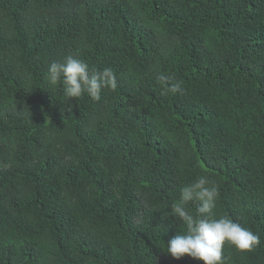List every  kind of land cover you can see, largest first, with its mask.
<instances>
[{
  "label": "trees",
  "instance_id": "trees-1",
  "mask_svg": "<svg viewBox=\"0 0 264 264\" xmlns=\"http://www.w3.org/2000/svg\"><path fill=\"white\" fill-rule=\"evenodd\" d=\"M69 56L117 88L68 101ZM201 175L264 264V0H0V264H202L165 252Z\"/></svg>",
  "mask_w": 264,
  "mask_h": 264
},
{
  "label": "clouds",
  "instance_id": "clouds-1",
  "mask_svg": "<svg viewBox=\"0 0 264 264\" xmlns=\"http://www.w3.org/2000/svg\"><path fill=\"white\" fill-rule=\"evenodd\" d=\"M46 78L49 85L62 88L68 101L87 94L98 102L104 89L117 88L116 73L111 67L90 69L84 60L72 56L63 62L50 63ZM159 81L165 93L176 94L183 90L182 84L171 77L160 76ZM218 198V186L204 175L181 187L179 199L170 203V215L182 221L185 227L165 244V252L170 257L180 260L188 256L202 264H224L226 244L240 253L251 252L260 245L258 234L227 216L217 218L214 209ZM191 205L196 206L195 214Z\"/></svg>",
  "mask_w": 264,
  "mask_h": 264
}]
</instances>
